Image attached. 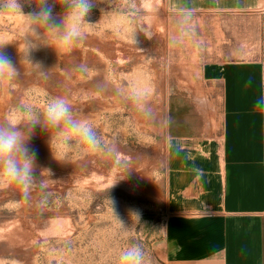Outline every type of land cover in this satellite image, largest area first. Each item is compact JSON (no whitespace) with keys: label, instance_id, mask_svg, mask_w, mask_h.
<instances>
[{"label":"rangeland","instance_id":"obj_1","mask_svg":"<svg viewBox=\"0 0 264 264\" xmlns=\"http://www.w3.org/2000/svg\"><path fill=\"white\" fill-rule=\"evenodd\" d=\"M31 10L25 5V12ZM200 18L194 12V37L170 46L177 11L166 0H96L83 41L70 49L40 47L31 53L46 75L24 64L19 78L0 83V122L22 100L31 99L42 110L49 96H64L115 147L111 154L88 153L62 163L54 159L47 133L34 130L29 147L36 154L35 174L51 172L41 173L47 195L35 189L25 199L14 185L0 187V264H118L120 251L133 242L144 247L151 264H165L158 241L166 122L170 108L181 105L174 97L190 93V80L198 79L200 65L212 57L200 53ZM26 28L23 17L0 13V43H10L5 51L18 67L16 47L23 59ZM136 92L147 94L146 112L132 99ZM111 206L129 235L122 233ZM130 210L139 211V223L131 221Z\"/></svg>","mask_w":264,"mask_h":264},{"label":"crops","instance_id":"obj_2","mask_svg":"<svg viewBox=\"0 0 264 264\" xmlns=\"http://www.w3.org/2000/svg\"><path fill=\"white\" fill-rule=\"evenodd\" d=\"M166 2L200 13L212 57L168 111L160 259L264 264V0Z\"/></svg>","mask_w":264,"mask_h":264},{"label":"clouds","instance_id":"obj_3","mask_svg":"<svg viewBox=\"0 0 264 264\" xmlns=\"http://www.w3.org/2000/svg\"><path fill=\"white\" fill-rule=\"evenodd\" d=\"M95 4L96 0H0V13L21 16L27 24L23 59L16 47L20 57L19 67L5 51L10 43H0V83L19 78L24 64L33 67L41 76L46 75L48 70L40 62H33L31 53L40 47L70 49L83 41L93 24L87 18ZM25 5L32 10L25 12ZM57 7L61 12H55ZM194 12L193 8L178 9L176 32L169 37L170 46H178L186 37L195 36L191 22ZM141 32L151 39L146 30L141 29ZM133 42L137 44L136 36ZM82 70L87 71L86 68ZM117 93L121 94L119 88ZM146 95L140 92L132 95L134 102L144 112L147 111L143 104ZM254 110L264 113V94L255 100ZM37 127L47 133L49 148L58 162H72L88 153L111 154L115 151L114 145L106 142L88 119L73 111L66 97L49 96L42 110L31 99L22 100L12 106L6 118L0 122V187L14 185L25 199L30 198L35 189L46 197L48 184L41 173L46 171L51 176L50 170H42L39 177L35 174L36 154L30 150L29 141ZM40 204L46 205L47 199L42 198ZM112 210L122 233L129 235V226L115 214L113 207ZM129 216L131 221L140 222L138 210H130ZM118 264H151V260L144 247L133 242L120 251Z\"/></svg>","mask_w":264,"mask_h":264}]
</instances>
